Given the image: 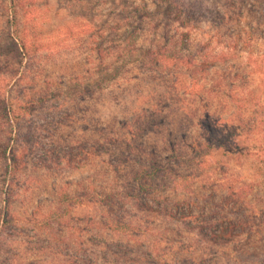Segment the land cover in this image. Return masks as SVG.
Instances as JSON below:
<instances>
[{
	"label": "rangeland",
	"instance_id": "obj_1",
	"mask_svg": "<svg viewBox=\"0 0 264 264\" xmlns=\"http://www.w3.org/2000/svg\"><path fill=\"white\" fill-rule=\"evenodd\" d=\"M0 264H264V0H0Z\"/></svg>",
	"mask_w": 264,
	"mask_h": 264
},
{
	"label": "trees",
	"instance_id": "obj_2",
	"mask_svg": "<svg viewBox=\"0 0 264 264\" xmlns=\"http://www.w3.org/2000/svg\"><path fill=\"white\" fill-rule=\"evenodd\" d=\"M13 1V0H12ZM20 49V51H22L23 50V48L22 47H20L19 48ZM20 53H22V52H17L16 54H17V56L19 55V57H21L20 55ZM153 60V59H152ZM149 63H152V61H150ZM154 64H158V62H156V61H154ZM188 66H191V64H187ZM103 73L104 72H101L100 73V76L99 77H96L95 78V83L97 84V85H105L106 86V84H107V82H110L111 81V79H112V76L114 77V74H112V73H110V74H107V72L106 73H104V75H103ZM119 81H117L116 83H118ZM2 104H3V101H2ZM10 109L7 107V105H6V103H5V106H3V111L5 112V115H7V117L9 116V111ZM126 122V121H125ZM133 135V134H132ZM134 137V136H133ZM8 140H10V137L8 138ZM127 143V142H126ZM8 144H10V143H5L4 145H3V151H2V154H3V156H5V160H7L8 162H9V168L10 169H12V170H14L15 171V168H16V170L18 169V166H20V165H24V163H20V161L17 159H15V157H17L16 155H17V153H16V155H15V153H11V150H9V148H8V150H9V152H10V154H12L11 156H10V154H9V152H8V150H7V146H8ZM126 146H129V145H126ZM8 155V156H7ZM7 156V157H6ZM66 164H67V162H66ZM165 168V167H164ZM167 168V167H166ZM160 169H161V167H159V165H155L154 164V166H151V169H150V173H155V172H159L160 171ZM145 173H147V172H145ZM142 174H144L143 173V171H140V172H138V173H136V175H139V176H141ZM149 176H150V174H149ZM135 181L136 182H138V184H136L137 185V187H138V189H137V192L138 193H141L142 192V186L143 185H141V180H139V178H136L135 179ZM136 189V188H135ZM134 190V189H133ZM3 214L5 215L6 214V212L3 210ZM3 215V216H4Z\"/></svg>",
	"mask_w": 264,
	"mask_h": 264
}]
</instances>
